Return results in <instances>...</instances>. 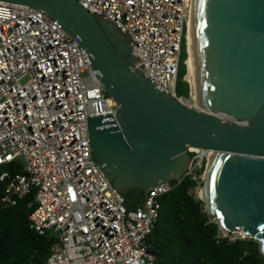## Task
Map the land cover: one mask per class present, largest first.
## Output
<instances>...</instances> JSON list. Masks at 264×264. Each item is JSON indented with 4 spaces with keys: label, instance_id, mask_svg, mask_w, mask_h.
<instances>
[{
    "label": "built area",
    "instance_id": "obj_1",
    "mask_svg": "<svg viewBox=\"0 0 264 264\" xmlns=\"http://www.w3.org/2000/svg\"><path fill=\"white\" fill-rule=\"evenodd\" d=\"M76 1L127 37L135 70L196 109L191 85L189 98L177 94L193 0ZM81 45L43 11L0 0V167L21 162L24 168V174L0 177L9 178L1 203L11 207L35 193L31 229L58 239L45 264H156L148 239L161 198L191 178L197 183L192 194L208 215L202 196L217 153L189 147L184 178L153 188L143 205L130 209L93 156L89 119L115 115L117 104ZM217 239L251 238L243 230L219 227Z\"/></svg>",
    "mask_w": 264,
    "mask_h": 264
},
{
    "label": "water",
    "instance_id": "obj_2",
    "mask_svg": "<svg viewBox=\"0 0 264 264\" xmlns=\"http://www.w3.org/2000/svg\"><path fill=\"white\" fill-rule=\"evenodd\" d=\"M2 1L43 11L82 40L117 104L115 115L90 118L89 128L94 159L119 193L138 190L145 201L153 188L184 178L189 147L215 151L204 185L208 215L224 232L243 230L264 255V0H193L195 106L202 109L159 91L133 68L127 37L78 1Z\"/></svg>",
    "mask_w": 264,
    "mask_h": 264
},
{
    "label": "trees",
    "instance_id": "obj_3",
    "mask_svg": "<svg viewBox=\"0 0 264 264\" xmlns=\"http://www.w3.org/2000/svg\"><path fill=\"white\" fill-rule=\"evenodd\" d=\"M187 40L180 56L178 95L189 98ZM188 93V94H187ZM24 174L23 164L16 162L0 167V177ZM9 185V178L0 180V264H45L58 239L53 234L40 236L30 226L35 209V193L16 199L5 207L1 203ZM197 183L186 178L161 198L162 208L157 225L149 237L156 264H263L261 244L255 240L229 243L218 240L219 226L211 223L192 192ZM126 205L136 208L144 202L145 194L129 190L123 194ZM134 202V203H133ZM33 205L30 207V205Z\"/></svg>",
    "mask_w": 264,
    "mask_h": 264
},
{
    "label": "bare ground",
    "instance_id": "obj_4",
    "mask_svg": "<svg viewBox=\"0 0 264 264\" xmlns=\"http://www.w3.org/2000/svg\"><path fill=\"white\" fill-rule=\"evenodd\" d=\"M191 23V22H190ZM187 43H188V60H187V67H188V81L190 82L191 88H192V95H193V102L195 105V99H196V78H195V72H194V66H193V61H192V52H191V36H190V25H189V30H188V34H187ZM196 109H202L201 107L198 106H194ZM216 158V154H214V156H212L211 158V164H210V168L214 162ZM203 199L204 201L206 200V194H205V190L203 191Z\"/></svg>",
    "mask_w": 264,
    "mask_h": 264
},
{
    "label": "rangeland",
    "instance_id": "obj_5",
    "mask_svg": "<svg viewBox=\"0 0 264 264\" xmlns=\"http://www.w3.org/2000/svg\"><path fill=\"white\" fill-rule=\"evenodd\" d=\"M187 76H188V74H187ZM187 76L185 77V80H186V81H188V77H187ZM188 83L190 84L189 81H188ZM186 92H187V91H186ZM186 92H184V95H186ZM177 94H178V93H177ZM187 94H188V93H187ZM184 95H183V96H184ZM179 96H180V97H183L182 94H180Z\"/></svg>",
    "mask_w": 264,
    "mask_h": 264
}]
</instances>
